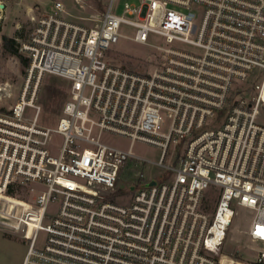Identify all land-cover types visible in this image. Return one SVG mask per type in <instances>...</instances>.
Returning <instances> with one entry per match:
<instances>
[{
	"label": "built area",
	"instance_id": "1",
	"mask_svg": "<svg viewBox=\"0 0 264 264\" xmlns=\"http://www.w3.org/2000/svg\"><path fill=\"white\" fill-rule=\"evenodd\" d=\"M139 1L117 15L111 0L95 26L69 19L61 1L34 19L20 45L25 86L0 112V229L26 241L22 264H264V0ZM124 26L137 43L164 40L150 46L153 70L108 62ZM45 75L70 82L55 128L39 124ZM104 133L130 147L103 143ZM136 142L162 150L165 173L139 174L122 204L112 199L122 170L148 162ZM238 216L256 245L251 263L223 252Z\"/></svg>",
	"mask_w": 264,
	"mask_h": 264
},
{
	"label": "rangeland",
	"instance_id": "2",
	"mask_svg": "<svg viewBox=\"0 0 264 264\" xmlns=\"http://www.w3.org/2000/svg\"><path fill=\"white\" fill-rule=\"evenodd\" d=\"M55 1H61L71 16L72 21L95 26L96 19H100L109 7L111 0H0V112L7 113L11 107L20 99L29 68V62L23 60L28 58L20 51L19 56L11 55L3 47V38L14 39L20 45L30 36L34 27V19L47 14ZM126 4L139 5V0H114L112 13L122 15ZM121 38L108 55V62L117 67H124L137 72H148L153 70L160 60L155 47L164 46V40L156 35L150 34L148 45L140 44L132 39L136 30L129 26L121 29ZM21 56V57H20ZM70 82L64 78L45 75L39 84V95L37 105L41 107L39 124L44 127L55 128L65 103L69 98ZM26 116L33 118L34 110L28 108ZM101 141L105 144L128 149L131 139L104 133ZM63 144V137L55 134L49 144L53 155L57 156ZM134 153L146 159L142 165L130 160L120 175L117 193L112 197L115 201L127 204L131 201V187L139 182V174H143L144 181L160 180L165 169L158 166L162 157V150L156 146L136 142L133 145ZM38 190L43 187L36 186ZM22 195V194H21ZM55 205L50 206V210ZM46 225V223H44ZM248 230V218L236 217L233 225L228 231L224 243L223 252L232 256L238 262L251 263L254 259L256 245L246 236ZM46 239V233L42 231L39 235L38 246L41 247ZM27 251L26 241L17 233H7L0 229V264H21Z\"/></svg>",
	"mask_w": 264,
	"mask_h": 264
},
{
	"label": "trees",
	"instance_id": "3",
	"mask_svg": "<svg viewBox=\"0 0 264 264\" xmlns=\"http://www.w3.org/2000/svg\"><path fill=\"white\" fill-rule=\"evenodd\" d=\"M3 47H4L5 51L9 52L11 55L19 56L20 44L17 43L16 40L10 39L8 37H4L3 38ZM23 61H24V63H26V65H27V62H29L27 59L23 60ZM9 194L15 196L14 195L15 193L12 191H10Z\"/></svg>",
	"mask_w": 264,
	"mask_h": 264
},
{
	"label": "water",
	"instance_id": "4",
	"mask_svg": "<svg viewBox=\"0 0 264 264\" xmlns=\"http://www.w3.org/2000/svg\"><path fill=\"white\" fill-rule=\"evenodd\" d=\"M155 184H156V182H155V181H152V182H150V183L145 184L144 186H145V187H151V186H153V185H155ZM131 189L134 190V187H132Z\"/></svg>",
	"mask_w": 264,
	"mask_h": 264
},
{
	"label": "snow or ice",
	"instance_id": "5",
	"mask_svg": "<svg viewBox=\"0 0 264 264\" xmlns=\"http://www.w3.org/2000/svg\"><path fill=\"white\" fill-rule=\"evenodd\" d=\"M259 234L262 235V236H264V231H261Z\"/></svg>",
	"mask_w": 264,
	"mask_h": 264
},
{
	"label": "crops",
	"instance_id": "6",
	"mask_svg": "<svg viewBox=\"0 0 264 264\" xmlns=\"http://www.w3.org/2000/svg\"><path fill=\"white\" fill-rule=\"evenodd\" d=\"M23 262V261H22ZM22 264V263H21Z\"/></svg>",
	"mask_w": 264,
	"mask_h": 264
}]
</instances>
